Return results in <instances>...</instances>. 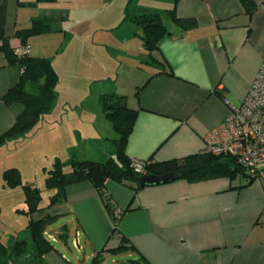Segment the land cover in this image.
Masks as SVG:
<instances>
[{"label": "crops", "instance_id": "1", "mask_svg": "<svg viewBox=\"0 0 264 264\" xmlns=\"http://www.w3.org/2000/svg\"><path fill=\"white\" fill-rule=\"evenodd\" d=\"M252 1L256 7L249 14L239 0H178L176 15L193 18L196 27L183 31L173 22L166 26L169 33L158 41L153 60L143 51L148 67L142 77L124 89L110 87L107 76L91 77L93 81L83 78L82 48L91 33L79 34L76 25H55L58 16L61 20L65 15L57 8L59 0H6L4 34L16 49L20 44L14 36L16 29L29 27L34 19H50V31L31 36L28 51L50 58L57 74L70 79L64 107L58 109L56 99L50 110L57 112L60 120L72 114L76 121L72 127L67 125L69 140L62 159L72 150L81 159L98 162L112 155L109 141L117 135L99 105L100 95L112 92L125 96L128 107L137 111L126 142L127 156L162 162L202 153L205 134L230 113L226 100L240 105L264 64V0ZM20 72L17 64H7L0 53V135L22 111L20 104L6 106L1 100L18 82ZM90 82L97 86L96 91ZM72 102L67 110L66 105ZM54 124L61 128L64 123ZM48 125L51 128L52 124ZM0 150L3 153L9 147ZM9 168L17 166L0 167L1 178ZM105 191L111 197L112 212L120 213L116 224L119 237L114 236L112 215L90 183L66 187L65 198L51 206L49 195L44 213L54 216V222L65 216L73 218L72 243L81 248V237L87 252H83L84 261L72 263L53 246L43 255L47 264H90L98 254L102 261L126 254L131 264H264V176L249 183L244 177L194 183L177 179L136 191L106 180ZM23 209L14 212L25 216ZM27 223L28 217L24 227ZM3 224L1 221L2 244H29L25 228L27 240L14 239L16 230L12 228L4 242ZM69 231L63 225L57 236L44 234L65 245ZM120 239L131 248L116 250Z\"/></svg>", "mask_w": 264, "mask_h": 264}, {"label": "trees", "instance_id": "2", "mask_svg": "<svg viewBox=\"0 0 264 264\" xmlns=\"http://www.w3.org/2000/svg\"><path fill=\"white\" fill-rule=\"evenodd\" d=\"M177 1L171 0L172 7L166 10L167 17L183 31L196 27V21L193 18H181L176 15ZM239 1L246 12L251 14L254 11L256 6L252 0ZM5 12L6 0H2L0 4V53H2L7 64H17L21 72L18 82L2 95L1 100L6 106L14 103L20 104L22 111L16 117L13 125L0 135V147L6 145L10 140L18 142L38 129L37 126L42 116L50 112L55 105L57 98L55 87L58 81V75L51 59L30 55L28 51V39L36 34L50 31V19H34L29 27L16 29L14 36L19 39L20 44L18 48L14 49L4 34ZM139 22L144 30V50L147 56L153 60L152 53L157 49L158 41L169 32L162 22L161 13L158 11L143 14ZM99 105L106 120L117 135L115 139L111 140L112 155L105 162L81 159L75 150H72L71 155L66 159L56 157L53 167L48 170L44 180V188L52 191L48 206L65 198L66 187L88 182L96 189L107 211L112 215L115 226L114 232H116L120 213L113 216L112 200L105 191L106 180H112L136 191L144 187L139 184L140 176L143 174L161 175L172 172L178 175V179H184L190 183L218 177L230 179L244 177L249 183L254 178L233 157L206 152L162 162L151 159L141 161L143 174L138 173L134 171L132 165V161L135 159H130L125 149L137 111L128 107L125 96L115 93L100 95ZM260 169L264 171V166ZM2 178L4 185L9 188L22 186L24 194L22 212L28 217L25 230L28 233L29 244L26 241H16L12 246H7L0 242V264H47L43 255L52 250L53 245L46 238L44 231L48 225L55 221V217L45 213L38 219H33V214L43 209V207L41 208V189L29 183H23L17 168L6 169ZM130 248L124 239H120V244L116 250ZM105 251L101 250V253ZM98 255L90 264L101 263L102 259ZM25 257L28 259L25 260Z\"/></svg>", "mask_w": 264, "mask_h": 264}, {"label": "rangeland", "instance_id": "3", "mask_svg": "<svg viewBox=\"0 0 264 264\" xmlns=\"http://www.w3.org/2000/svg\"><path fill=\"white\" fill-rule=\"evenodd\" d=\"M57 8L65 15L64 19L60 20L59 16L55 14L58 16L55 22L56 26L62 24L71 28L76 25L79 34L91 33L82 48L83 78L93 81L91 77L107 76L106 78L109 77L107 82L112 88L124 89L134 85L142 77L141 73L148 67L143 56L144 30L140 22L138 23L140 17L147 12L158 11L161 13L164 26L171 23L166 14V10L171 9V0H59ZM107 46H109L108 52L106 51ZM46 54L44 53V55ZM58 59L59 56H56V60ZM69 81L68 76L62 78L60 74L58 75L55 87L56 99L59 100L56 106L58 109L61 108V105L64 107L63 100L69 91ZM90 84H92L89 85L90 88L96 91L97 86L92 82ZM58 94H60L59 98ZM90 97L89 95V99ZM73 104L72 102L70 105H66V109L69 110ZM48 123L52 124L51 128ZM54 123L64 124L59 128ZM73 123L76 121L72 114L60 120V115L57 112L54 114L48 112L42 116L36 131L29 133L27 137L18 142L13 140L7 142L6 146L8 145L9 150L3 153L9 154V156L0 155V167L7 166L8 168L10 164H16L23 183L32 182L42 190L41 208H44L48 203L49 195L52 193L51 190H44L47 172L53 167L56 157L61 159V156H65L69 140L67 125L72 127ZM109 142V147L112 148V141ZM6 146L4 145L3 148ZM1 151L0 153H2ZM3 183L0 175V222L4 223L6 234L3 240L7 242L12 228L16 230L14 239L27 240V234H24L23 231L27 217L14 212L16 209L24 208L22 186L9 188ZM45 211L42 209L40 212H36L33 214V219H38L42 214H45ZM68 217L70 216L60 218L48 225L44 232L57 236L60 227L66 225L70 231L65 245L49 241L59 253L64 254L72 263H75V259L81 262L84 261L83 252H87V248L81 237L79 238L81 248L76 244L73 245V218L69 219ZM14 239L12 240L14 241ZM130 259L126 254L111 255L104 258L102 264H131Z\"/></svg>", "mask_w": 264, "mask_h": 264}, {"label": "built area", "instance_id": "4", "mask_svg": "<svg viewBox=\"0 0 264 264\" xmlns=\"http://www.w3.org/2000/svg\"><path fill=\"white\" fill-rule=\"evenodd\" d=\"M226 103L230 113L205 134L202 152L233 157L250 175L264 176L260 169L264 166V64L240 105L229 100ZM132 165L134 171L143 174L141 161L133 160ZM114 236L120 235L114 232Z\"/></svg>", "mask_w": 264, "mask_h": 264}, {"label": "water", "instance_id": "5", "mask_svg": "<svg viewBox=\"0 0 264 264\" xmlns=\"http://www.w3.org/2000/svg\"><path fill=\"white\" fill-rule=\"evenodd\" d=\"M178 179V175L167 172L161 175H153V174H143L140 176L139 184L140 186H150V185H159L163 183L172 182ZM28 257L25 258L27 260Z\"/></svg>", "mask_w": 264, "mask_h": 264}]
</instances>
